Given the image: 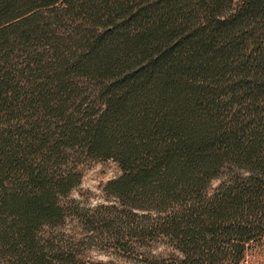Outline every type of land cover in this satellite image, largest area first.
<instances>
[{"label":"trees","instance_id":"obj_1","mask_svg":"<svg viewBox=\"0 0 264 264\" xmlns=\"http://www.w3.org/2000/svg\"><path fill=\"white\" fill-rule=\"evenodd\" d=\"M94 159L120 165L118 203L64 202ZM227 166L247 174L208 195ZM69 215L174 250L142 264H244L264 236V0H0V264L79 263L82 240L45 229Z\"/></svg>","mask_w":264,"mask_h":264},{"label":"rangeland","instance_id":"obj_2","mask_svg":"<svg viewBox=\"0 0 264 264\" xmlns=\"http://www.w3.org/2000/svg\"><path fill=\"white\" fill-rule=\"evenodd\" d=\"M82 173L81 183L73 188L68 198L76 199L85 207L95 208L101 204H115L118 199L111 197L106 192L107 183L119 177L122 173L120 165L112 159L86 160L79 166ZM246 175L247 173L237 167L227 166L215 177L208 186L206 193L212 195L224 182L234 175ZM50 234L66 235L82 240V245L77 250V264H142L143 260L157 255L168 257L174 252L166 243L165 238L153 241L135 240L132 247L126 246V250L117 247V241L111 240V236L102 238L100 234L87 232L81 222L72 215L67 216L63 223L45 228ZM122 236L127 234H121ZM105 236V237H106ZM130 245V246H131ZM244 264H264V236L258 241L248 245L247 256Z\"/></svg>","mask_w":264,"mask_h":264}]
</instances>
